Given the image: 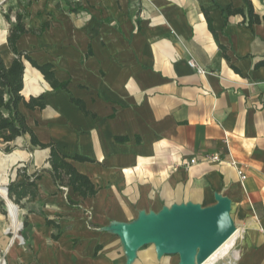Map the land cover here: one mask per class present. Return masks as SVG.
Listing matches in <instances>:
<instances>
[{
    "label": "crops",
    "instance_id": "crops-1",
    "mask_svg": "<svg viewBox=\"0 0 264 264\" xmlns=\"http://www.w3.org/2000/svg\"><path fill=\"white\" fill-rule=\"evenodd\" d=\"M251 2L262 17L264 0ZM0 5L14 14L10 20L1 15L5 64L15 58L8 37L19 13L29 30L17 43L19 51L41 66L53 65L56 79L67 83V89L52 88L25 62L22 95H43L46 107L21 104V112L38 140L55 143L98 190L83 199L56 184L50 151L34 147L29 135L17 138L10 152L0 150L6 185L27 183L20 168L41 176L29 187L35 198L21 203L33 254L19 255L18 238L3 240L7 250L16 243L7 251L9 264H116L118 257L109 259L106 252L122 250L113 225L173 206L211 207L218 197L231 202L235 264H264V23L250 27L242 15L229 16L227 24L224 18L229 6L245 9L243 0ZM190 61L207 73L199 74ZM229 151L246 173L244 183L229 164ZM214 154L223 161L206 160ZM194 158L197 164L188 168ZM10 216L22 224L19 208Z\"/></svg>",
    "mask_w": 264,
    "mask_h": 264
},
{
    "label": "trees",
    "instance_id": "trees-1",
    "mask_svg": "<svg viewBox=\"0 0 264 264\" xmlns=\"http://www.w3.org/2000/svg\"><path fill=\"white\" fill-rule=\"evenodd\" d=\"M243 1L246 6L245 9H235L229 6L224 11L226 24L229 16L233 15H242L245 20H248L250 27L263 24L264 15L261 17L255 13L251 0ZM31 2L32 0H30V4ZM205 15L210 30L215 34L209 13L205 12ZM6 19L10 20L9 16H6ZM23 19L24 16L22 14H16L17 24L11 29L8 37V46L15 55L11 65L7 66L0 54V144L6 146V152H10L12 150V144L17 138L29 135L31 144L34 147L48 149L50 151V173L56 184L73 188L74 192L78 193L83 199L94 197L98 190L88 176L80 173L70 162V158L60 152L55 143L44 144L40 142L34 130L28 124L27 118L20 110L21 104H24L30 110L38 108L44 109L46 107L43 95L37 97L32 96L29 100H26L22 95L24 89L25 62H29L34 68L40 71L52 88L67 89V83H60L56 79L53 65L46 64L41 66L26 52L19 51L17 47L18 41L23 35L29 33ZM74 102L83 111H86L82 101L74 100ZM75 160L80 162L88 161V159L83 157H76ZM18 176L25 179L27 183L17 184L16 182H10L8 185L10 200L6 198V187L0 186V195L3 199H6L7 205L21 206L23 200H32L36 196L35 192L31 191L29 187H36V181L40 180L41 176L39 174L29 176L24 168L18 169ZM0 203L3 204L2 201ZM24 225L26 226V223Z\"/></svg>",
    "mask_w": 264,
    "mask_h": 264
},
{
    "label": "water",
    "instance_id": "water-1",
    "mask_svg": "<svg viewBox=\"0 0 264 264\" xmlns=\"http://www.w3.org/2000/svg\"><path fill=\"white\" fill-rule=\"evenodd\" d=\"M6 190L9 199L8 187ZM235 230L231 202L224 197H218L211 207L173 206L159 214H143L133 224H116L110 228L122 237L131 260L141 246L155 243L159 256L180 255L181 264L204 262Z\"/></svg>",
    "mask_w": 264,
    "mask_h": 264
},
{
    "label": "rangeland",
    "instance_id": "rangeland-1",
    "mask_svg": "<svg viewBox=\"0 0 264 264\" xmlns=\"http://www.w3.org/2000/svg\"><path fill=\"white\" fill-rule=\"evenodd\" d=\"M6 17L9 16L10 19V15H14L10 10H8L7 7H3L0 5V24L2 21V17ZM0 150L2 151H6V147L0 145ZM4 174L0 175V185L8 187V185H6L7 183L3 182L4 180ZM6 199H3L2 196L0 195V202L2 201L3 204L0 203V242L5 240V241H10L13 237L15 239H19L20 240V244L18 248L22 249L23 252H18L19 255H30L33 254V250L30 246V243L28 241V228L25 227V220H24V216L22 215V211H21V206L19 207V216L18 219L20 217V220L22 222V224L17 223V221L15 222H11L10 220L15 219V217H11L10 216V211L11 209H16V205H7L6 204ZM12 201V200H11ZM13 202V201H12ZM12 218V219H11ZM16 219V220H18ZM11 227V231L10 232H6L8 227ZM20 226V227H18ZM14 231V233H13ZM5 232V235L4 233ZM15 235V236H14ZM119 236V235H117ZM15 242V241H14ZM119 242L121 245L122 250L118 251V254L116 253V250H118V248L116 247H110L107 248V254L109 256V259H111L112 257L119 259L118 262H116V264H181V257L180 255H173V256H168V255H162L159 256L158 251H157V247L155 243H149L147 245L141 246L136 254L135 257L131 260L130 258V251L127 250L124 247L123 244V239L122 237L119 236ZM19 243V242H18ZM16 245V243H15ZM15 245H9L8 250L6 249V246H2L0 245V264H9L8 263V253L13 246ZM235 250L233 249V251L231 252V254H229V256H227L224 260L219 261L217 264H226L228 262H232L234 260V255ZM106 254V255H107ZM156 256V259L158 260L157 262L151 261V257L150 256ZM233 259V260H232Z\"/></svg>",
    "mask_w": 264,
    "mask_h": 264
},
{
    "label": "bare ground",
    "instance_id": "bare-ground-1",
    "mask_svg": "<svg viewBox=\"0 0 264 264\" xmlns=\"http://www.w3.org/2000/svg\"><path fill=\"white\" fill-rule=\"evenodd\" d=\"M6 195H7V190H6ZM6 198H7V196H6ZM17 208H18V206H17ZM237 237H238V232L236 229L235 232L216 251H214L210 255V257H208L204 262L196 263V264H217L219 261L224 260L233 251V249L236 245V242H237ZM238 255H239L238 252H235L233 255L234 260L232 259L233 260L232 262H228L226 264H235V261L237 260Z\"/></svg>",
    "mask_w": 264,
    "mask_h": 264
},
{
    "label": "built area",
    "instance_id": "built-area-1",
    "mask_svg": "<svg viewBox=\"0 0 264 264\" xmlns=\"http://www.w3.org/2000/svg\"><path fill=\"white\" fill-rule=\"evenodd\" d=\"M189 65L192 68L196 69L199 74H206L207 73L206 70L199 68L194 61H190ZM225 142L228 145L227 139L225 140ZM206 160L209 162H213V163H220L223 161L219 154L206 156ZM197 162H198V160L194 158V159L190 160V162L187 164V167L190 168L193 165L197 164ZM229 164H230V166H232L237 171L241 182L244 183L246 178H247L246 173H245L244 169L239 165L238 160L232 156L230 151H229Z\"/></svg>",
    "mask_w": 264,
    "mask_h": 264
}]
</instances>
